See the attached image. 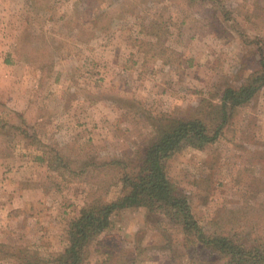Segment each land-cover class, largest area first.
Listing matches in <instances>:
<instances>
[{"label":"rangeland","instance_id":"1","mask_svg":"<svg viewBox=\"0 0 264 264\" xmlns=\"http://www.w3.org/2000/svg\"><path fill=\"white\" fill-rule=\"evenodd\" d=\"M258 39L264 0H0V264L63 253L51 246L69 213L84 197L126 193L124 165L132 173L156 120L216 127L224 90L260 69ZM227 118L215 143L184 149L167 174L206 233L264 247V86ZM135 233L101 234L89 259L223 264L186 247L160 212Z\"/></svg>","mask_w":264,"mask_h":264},{"label":"trees","instance_id":"2","mask_svg":"<svg viewBox=\"0 0 264 264\" xmlns=\"http://www.w3.org/2000/svg\"><path fill=\"white\" fill-rule=\"evenodd\" d=\"M256 42L260 69L252 73L240 88L227 87L224 90L220 112L222 119L216 127L212 128L196 117L156 120L157 137L143 150L132 173L124 165L120 182L126 193L112 202L94 200L86 204L79 217L70 222L69 242L63 253L48 260L39 257L38 261H31L30 254L27 264H85L90 257L92 242L111 226L112 214L127 208H146L150 214H164L182 225L186 247L200 246L223 264H264V247L261 244L248 245L232 235L206 233L193 214L190 194L173 183L167 174L168 161L184 149L203 150L215 143L228 121L227 109L248 103L264 86V45L259 39ZM112 255V251H108L103 253V258L110 262ZM128 260L122 264L136 263L134 258Z\"/></svg>","mask_w":264,"mask_h":264},{"label":"crops","instance_id":"3","mask_svg":"<svg viewBox=\"0 0 264 264\" xmlns=\"http://www.w3.org/2000/svg\"><path fill=\"white\" fill-rule=\"evenodd\" d=\"M122 188V187H121ZM122 191L115 197L108 199L107 201L112 202L115 201L117 198H119L120 196H122ZM25 202L28 201L27 198H24ZM89 201L87 200L86 197H84L83 199L80 200L79 202V206L77 207V210H75V212L69 213V215L71 216L72 219L78 217L81 209L88 204ZM150 214L148 209L146 208H127V209H122L119 211H116L115 213L112 214L111 216V226L105 231V234H114V233H118L121 234L123 237H127L130 241H132V238L134 237V235H136L135 232H137L138 230L143 228V224L145 223V220H147V215ZM68 222L69 220L67 219L64 225V232L63 235L64 236H59L55 241L52 246L51 249L55 252V253H61L67 243H68V239L66 237L67 233V229H68ZM101 235V239L102 240V236ZM131 237H130V236ZM102 252V251H101ZM87 264H112L111 260L109 261H105L102 257H100V259L98 258H94V259H89Z\"/></svg>","mask_w":264,"mask_h":264}]
</instances>
